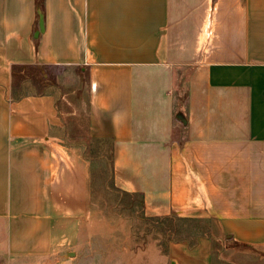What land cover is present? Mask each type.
Masks as SVG:
<instances>
[{
  "label": "crops",
  "instance_id": "1",
  "mask_svg": "<svg viewBox=\"0 0 264 264\" xmlns=\"http://www.w3.org/2000/svg\"><path fill=\"white\" fill-rule=\"evenodd\" d=\"M95 140L146 216L215 222L221 250L170 242L169 264H264V0H0V254L79 242Z\"/></svg>",
  "mask_w": 264,
  "mask_h": 264
},
{
  "label": "rangeland",
  "instance_id": "2",
  "mask_svg": "<svg viewBox=\"0 0 264 264\" xmlns=\"http://www.w3.org/2000/svg\"><path fill=\"white\" fill-rule=\"evenodd\" d=\"M51 70L64 88L75 84V70L66 67ZM15 89L13 96L45 91L41 84L27 83H19ZM105 146L103 141L95 140L85 149L96 162L91 164V212L81 226L79 242L67 253L60 251L62 261L54 258L46 264H169L170 242L186 241L193 246L200 238L211 240L213 252L221 250L216 240L215 222L205 212L148 217L142 211L137 194L115 191L111 184L110 156ZM0 264L33 263L25 257L13 259L0 254Z\"/></svg>",
  "mask_w": 264,
  "mask_h": 264
},
{
  "label": "trees",
  "instance_id": "3",
  "mask_svg": "<svg viewBox=\"0 0 264 264\" xmlns=\"http://www.w3.org/2000/svg\"><path fill=\"white\" fill-rule=\"evenodd\" d=\"M39 2H40V0H39ZM41 68H43V69H46V71H48L47 73H48V76L49 77H51V76H53L54 74H52L51 72H50V66H49V68L48 67H46V66H43V67H39V66H34V65H20V66H14L13 67V74H15V73H17V72H20V71H24L25 72V74L27 75V76H29L30 78H32V79H36V77H40L41 78V76H42V73H41Z\"/></svg>",
  "mask_w": 264,
  "mask_h": 264
},
{
  "label": "water",
  "instance_id": "4",
  "mask_svg": "<svg viewBox=\"0 0 264 264\" xmlns=\"http://www.w3.org/2000/svg\"><path fill=\"white\" fill-rule=\"evenodd\" d=\"M39 28H40V30L43 28V18H42V15L39 16Z\"/></svg>",
  "mask_w": 264,
  "mask_h": 264
}]
</instances>
